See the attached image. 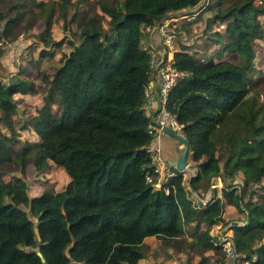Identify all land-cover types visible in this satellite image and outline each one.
I'll return each instance as SVG.
<instances>
[{
  "label": "trees",
  "instance_id": "obj_1",
  "mask_svg": "<svg viewBox=\"0 0 264 264\" xmlns=\"http://www.w3.org/2000/svg\"><path fill=\"white\" fill-rule=\"evenodd\" d=\"M7 1V10L15 12L7 15L0 4V53L23 13L41 5ZM201 1L98 0L103 13L84 16L79 39L67 41L69 52L45 77L43 103L29 118L39 141L25 140L16 154L14 93L32 91L34 82L25 77L0 82V264H138L145 255L141 242L152 234L189 251L221 249L209 230L215 221H226L225 203L245 213L242 222L230 225L236 258L264 264V147L258 143L264 145V104L249 93L255 40H264V0H203L214 7L206 28L218 25L202 33L212 52L203 58L195 46L189 50L180 42L172 55V64L184 73L169 90L166 106L182 122L180 132L196 166L189 185L200 192L216 175L221 195L215 191L206 203L194 201L179 171L155 185L157 172L146 151L153 139L143 104L152 67L143 45L146 29L174 11H195ZM51 14L44 18V31L51 27ZM171 23L167 28L175 33ZM39 38L44 45L60 42ZM224 52L237 58H224ZM51 53L39 50L40 56ZM218 142L225 148L219 154ZM48 159L69 175L60 189L50 186L30 195L26 186L17 189L11 178H3L5 163L25 170L28 163L37 167ZM248 190L255 197L246 198ZM38 241L41 254L35 250ZM223 257L203 255L186 264L213 259L222 264Z\"/></svg>",
  "mask_w": 264,
  "mask_h": 264
},
{
  "label": "rangeland",
  "instance_id": "obj_2",
  "mask_svg": "<svg viewBox=\"0 0 264 264\" xmlns=\"http://www.w3.org/2000/svg\"><path fill=\"white\" fill-rule=\"evenodd\" d=\"M40 6H31L23 16L19 18L18 23L13 27V31L11 32V40L7 42L3 41V50L0 53V82H8L10 80H15L18 78L25 77L31 81H33L37 87L36 91L33 94H29L31 100L35 101L36 96L40 95L41 92L45 93V90L48 86L46 83V76H51L54 72L55 68L61 64L63 53L69 52L71 45L68 40L77 41L79 39V31L82 26V22L84 16L87 14H91L93 12H97L102 14L103 11L100 9V5L98 0H40ZM112 1V0H110ZM210 0H207V2ZM262 0H259V2ZM201 1V7L198 9L199 13L196 14L195 18H190L191 20H186V16L195 12L190 10H180L174 11L175 15L168 14L164 17L163 21L169 17H178L177 20L171 23V27L174 29L173 31L183 29V36L189 38L190 41H195L197 38L203 36V32H208L211 28H217L213 24L209 28H206L207 16L210 15L214 7H209L207 2ZM1 8L4 13L7 15L15 12L14 8L8 9V1H1ZM195 9V8H194ZM52 24L48 31L42 30L44 27V18L50 13ZM75 13L74 18L72 19V15ZM263 18V17H262ZM107 16H103L102 24L104 27H108ZM191 21V22H189ZM171 22V21H170ZM218 26V25H217ZM264 30V29H261ZM181 32V33H183ZM262 32V31H261ZM40 34L49 39L60 40L59 43H49L44 45L43 41L39 38ZM176 36L174 39L178 38V34L175 32ZM259 35V34H257ZM162 36V35H161ZM143 42H146V37L143 38ZM1 43V42H0ZM255 62L256 68L252 74V85L250 87V94L255 95L257 97L258 103L264 104V40L257 38L255 40ZM41 48H45L52 53L49 55H39V50ZM165 49H168L165 48ZM213 50V47L205 49V54L208 51ZM253 53V52H252ZM198 55L203 56V53L197 52ZM20 97V96H19ZM28 98V97H27ZM23 99V98H22ZM21 103L23 100L20 101ZM25 106H18L16 110L17 119H16V127L20 126L23 123V120L27 119L28 114L25 110ZM29 119V118H28ZM15 127V128H16ZM21 133V132H20ZM21 135V134H20ZM24 136L19 137V141H17L16 145H22L25 138L29 135L27 133V129L24 130ZM32 138V137H31ZM259 140V139H257ZM257 142V141H256ZM260 146L264 145L258 142ZM216 152L225 151L224 145L221 142L217 143ZM14 152V149L12 150ZM4 172L6 179L9 177L13 178V184L17 188H21L26 186L28 183H42L44 188L52 187L54 184L53 177L47 176L41 171L40 168L35 167L31 164H27L25 170H20L19 165L13 161L5 163ZM46 179H44V177ZM241 176V174H239ZM217 176H214L215 179ZM183 182L185 187L190 190L189 196L198 202H202L197 196L191 191L189 185L187 184V178H183ZM260 184L264 181V177L261 178ZM218 184V183H217ZM223 184V183H221ZM221 184H218V189L220 190ZM256 190H262L261 188H256ZM36 190H34L35 192ZM219 192V191H218ZM253 195V196H250ZM246 198L255 197V194H252L249 190L245 194ZM234 206V205H233ZM232 206V207H233ZM235 207V206H234ZM245 218L244 212H239L238 210H230L228 211V218L226 221L219 223L214 227V231L216 234H219L220 238H223L225 235L232 236V229L230 227L233 221L242 222ZM229 221V222H227ZM193 224L186 226V233H189L190 229H192ZM188 234L186 235V237ZM185 237V236H183ZM159 237H154L148 244L145 245L143 249L144 252L146 250V260L145 262H141L143 264H168L170 261L175 262L179 261L182 264L187 263V259L191 261V263H195L203 255H205L206 251L202 249L194 250V254L190 256V252L187 247L183 244H176L174 242H165L162 239L159 242ZM225 242V240H223ZM222 246V241L220 242ZM144 247V246H143ZM168 247H172L173 249L183 250L185 251L183 254H176L175 256L168 253H163L162 250L167 251ZM205 252V253H204ZM223 254V262L227 257V253L223 248L219 250H213V252L208 254L207 256L210 258H214L215 254ZM189 263V264H191ZM226 264H230V260L226 258ZM241 264H251L249 259H244L241 261Z\"/></svg>",
  "mask_w": 264,
  "mask_h": 264
},
{
  "label": "crops",
  "instance_id": "obj_3",
  "mask_svg": "<svg viewBox=\"0 0 264 264\" xmlns=\"http://www.w3.org/2000/svg\"><path fill=\"white\" fill-rule=\"evenodd\" d=\"M183 10L185 11V9H183ZM198 13H199V11H198V9H196L195 12H193L190 15L186 16V20H191L192 21V19H190V18H195L196 14H198ZM171 14L175 15V12H172ZM177 18L178 17H176V16L169 17V18H167L164 21L167 22V23H169L170 21L174 22V21L177 20ZM163 19L164 18H162L160 21L156 22L154 25H152V26H150V27H148L146 29V42L151 44V45H153V46H155L156 48L160 49V51H162V52H163V50L164 51L166 50L165 48H167V46H165L164 43H163L162 36H161V33H160L157 25H158V23L163 21ZM191 21H189V22H191ZM175 32L179 36H178V38H176L177 40H175V39L173 40V43H172V45L170 47V51L168 50V54L170 56L173 55V51L175 49L180 47V42L183 45L187 46L189 50H192L193 47L195 46L194 48H196L197 52H200V54L203 53V56H202L203 58L209 56L210 52H212V50H211V51H208L205 54V49L213 47V44H211L209 42H206L203 36H201L200 38H197L196 42L195 41L193 42V41H190L189 38L183 36V34H184L183 29L176 30ZM181 32H183V33H181ZM174 36H176L175 33H174ZM252 52H253V55H254L253 63H254V67L256 68V65H255L256 64V62H255V49H253ZM223 57L227 58V59H230V60H235L237 58V55L235 53L224 52ZM46 83L49 86V83L48 82H46ZM159 85H160L159 79H157L155 76H153L152 77V82H151V88H152L154 93H156V91L158 90ZM48 86H47V88H48ZM36 87H37V85L34 83V89L32 91L15 92L14 93V97L16 98V102H17V107L18 106H25V108H26L25 110L27 111L28 114H30V115L27 116L28 118L34 116L37 113L38 108L43 103V95L46 93V90H47V88H46L45 93L41 92L39 96L37 95L36 96V100L33 101L29 97V94L35 93ZM21 100H23L22 103L20 102ZM55 105L56 104L53 103V107ZM155 106H156L155 102H150V101H148V102H146L144 104V108H145L146 112L149 114V116L154 112ZM28 118L23 120V123L27 122V126L25 128H20L21 125L16 127L15 125H16L17 114L16 113L13 114V123H14V126L16 127V129L18 130V137L24 136L23 135L24 134V130L27 129V133H29V135L27 137H24L25 140L34 141V142L39 141V137H38L37 133L35 132L33 126L29 123V119ZM151 142L158 143V144L161 145V148H163L162 149L163 153H164L163 157L166 160V167L162 169V172H160V176L158 174H157L158 176H156V177H158L159 181H162L163 175L165 174L166 169L167 168H172L173 169L175 167L174 165H171L169 163L168 158H174V157H176L179 154V151H180L179 147L181 146L182 143L177 138L173 137L171 134H168L165 131L160 133L158 136L154 137ZM16 143L17 142H15V144L13 146L14 152H12V154H16L20 150L21 144H20V146H17ZM187 159H188L189 164L187 165L185 170L180 171V172L183 174V178L184 179L187 178V181H188L187 184L189 185V177L192 175V172H193V170H195L196 166L191 164V162L189 160L188 152H187ZM28 164H31V165L35 166L33 163H28ZM37 167L40 168L41 171H43V173L45 175L53 177L54 182L52 184H54V185L52 187H54L56 189L62 188L63 185L69 179V175L64 170V168L61 167L60 165L54 163L51 159H48L46 161L41 162V164L39 166H37ZM5 176L6 175L4 174L3 178L5 180L10 179L9 177L6 179ZM214 176H216V175H213V176L210 177V180H209L210 181V185H209V187L207 189H205V190H201L200 192H197L196 190L192 189L190 187V185H189V188L191 189V191H193V193L197 196V198H199L202 201V202H198L197 201L198 203H206L215 194V191H217V194L219 196L221 195L220 194V190L218 189V184L222 183L221 179H220L219 176H217L215 179H213ZM13 178L14 177L12 176L11 177V183L14 186ZM44 179H46V177H44ZM44 186L45 185H43L42 183H38L37 184L36 182L28 183L26 185L27 191H28V193L30 195L38 194L39 192H41V190L44 188ZM15 188H17V187H15ZM34 190H36V191L34 192ZM232 206H233L232 204L225 203L224 220H226L228 218V211L236 210L235 207L234 206L232 207ZM221 222H222L221 220H217L214 223H212L210 225L209 232L212 233L213 235H216L217 237H219V234L217 235L216 232H213L214 231L213 229H214L215 226H217ZM187 234L188 233H184L185 236ZM154 237L156 238L157 236L153 235V234L144 236V238H143V240L141 242L142 248L144 249L145 245L148 244V242L151 241ZM158 239H159V242H160V240L162 238L159 237ZM218 243H219V241H218ZM202 250L206 251V253L205 252L204 253H205V256H207L208 254L210 255V253L213 252V250H219V248H203ZM162 252L165 253V254L168 253V255L171 254V255L175 256L176 254H183L185 251H183V250H179L178 251L177 249H173L172 247H168L167 251L162 250ZM189 252H190V256H192L195 251L192 250V251H189ZM146 255H148V253H146V250H145V255L142 258H140L138 264H143L145 262ZM217 257H220V252L218 254H215L214 258L217 259ZM226 258H229V257L227 256ZM226 258H225V262L222 263V264H226ZM215 259L210 261L211 264H217L216 262H213ZM141 262H143V263H141ZM171 262L172 261H170V263ZM218 264H221V263H218ZM230 264H231V261H230Z\"/></svg>",
  "mask_w": 264,
  "mask_h": 264
},
{
  "label": "built area",
  "instance_id": "obj_4",
  "mask_svg": "<svg viewBox=\"0 0 264 264\" xmlns=\"http://www.w3.org/2000/svg\"><path fill=\"white\" fill-rule=\"evenodd\" d=\"M157 26L162 35L163 43L168 47V49L165 51L163 50L162 52L155 46L147 42H143V45L150 53V63L152 66L150 79L145 85L144 89L143 104L150 101L155 102L156 105L154 112L150 115V120L147 124V131L152 134L153 138L164 132L165 128L180 132L182 122H180L176 118V115L171 112L170 109H168L166 102L169 90L176 83L178 78L184 73L183 70L178 69L172 64V56L168 54V50L170 51V47L174 40V33L167 28V22L165 21H161ZM153 76H155L160 81V85L156 93H154L151 88ZM146 151L148 153L150 162L154 165V170L160 176V172H162V169L166 167V160L162 155L161 145L150 142L146 146ZM178 171L180 172V170H178L176 167L173 169L167 168L165 174L163 175L162 181H159L158 177H156L154 184L160 186L163 182L167 181L169 176L175 175ZM194 173L195 170H193L192 174ZM147 179L151 180V176L147 175ZM219 239V243L222 241V248L226 251L231 264H241V261L244 259L236 258V250L232 238L229 235H225L223 238L219 237ZM223 240H225V242Z\"/></svg>",
  "mask_w": 264,
  "mask_h": 264
},
{
  "label": "water",
  "instance_id": "obj_5",
  "mask_svg": "<svg viewBox=\"0 0 264 264\" xmlns=\"http://www.w3.org/2000/svg\"><path fill=\"white\" fill-rule=\"evenodd\" d=\"M3 27V24H0V29ZM165 132L168 134H171L173 137L177 138L179 141H181V146L179 147V154L174 157V158H168V161L171 165H174L178 170L183 171L189 164L188 159H187V152L189 149V143L187 138L178 131L171 130L169 128H165ZM33 219L37 222L38 216L35 215L33 216ZM34 230L37 231V226L34 227ZM40 241H38L35 250L37 251L38 254H41L40 251Z\"/></svg>",
  "mask_w": 264,
  "mask_h": 264
}]
</instances>
